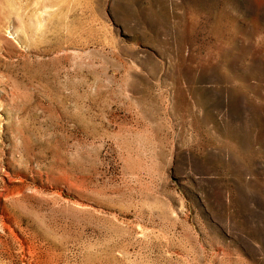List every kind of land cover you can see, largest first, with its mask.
Listing matches in <instances>:
<instances>
[{"label": "rangeland", "instance_id": "374dc122", "mask_svg": "<svg viewBox=\"0 0 264 264\" xmlns=\"http://www.w3.org/2000/svg\"><path fill=\"white\" fill-rule=\"evenodd\" d=\"M0 264H264V0H0Z\"/></svg>", "mask_w": 264, "mask_h": 264}]
</instances>
